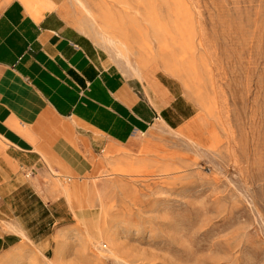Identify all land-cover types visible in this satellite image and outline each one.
Instances as JSON below:
<instances>
[{
	"label": "rangeland",
	"instance_id": "374dc122",
	"mask_svg": "<svg viewBox=\"0 0 264 264\" xmlns=\"http://www.w3.org/2000/svg\"><path fill=\"white\" fill-rule=\"evenodd\" d=\"M77 1L66 17L110 65L193 115L63 180L74 219L0 264H264V0Z\"/></svg>",
	"mask_w": 264,
	"mask_h": 264
},
{
	"label": "crops",
	"instance_id": "0c3cea01",
	"mask_svg": "<svg viewBox=\"0 0 264 264\" xmlns=\"http://www.w3.org/2000/svg\"><path fill=\"white\" fill-rule=\"evenodd\" d=\"M65 3L0 0V253L24 241L48 250L79 212L63 180L193 115L170 85L158 92L110 65Z\"/></svg>",
	"mask_w": 264,
	"mask_h": 264
},
{
	"label": "bare ground",
	"instance_id": "6f19581e",
	"mask_svg": "<svg viewBox=\"0 0 264 264\" xmlns=\"http://www.w3.org/2000/svg\"><path fill=\"white\" fill-rule=\"evenodd\" d=\"M77 1V0H76ZM75 3V2H74ZM77 4H79L80 5V3L77 1ZM81 6V5H80ZM58 8V7H57ZM79 8V7H78ZM81 8V7H80ZM34 9V8H33ZM60 10V9H59ZM81 10V9H80ZM63 11V10H62ZM64 14H65V12H64ZM86 14V13H85ZM34 15V14H33ZM73 17V16H72ZM71 22V21H70ZM72 22H73V20H72ZM109 23V22H108ZM118 23V22H117ZM146 24V23H145ZM130 32V31H129ZM151 33V32H150ZM151 37V36H150ZM107 40V42L108 43H111V44H113V42L109 39V38H107L106 39ZM111 44H109V45H111ZM131 44V43H130ZM119 48V47H118ZM121 52V51H120ZM119 56H121L120 54H119ZM123 58V57H122ZM193 146V145H192ZM88 241V240H87ZM92 242V241H91ZM92 244V243H91ZM111 254V253H110Z\"/></svg>",
	"mask_w": 264,
	"mask_h": 264
}]
</instances>
